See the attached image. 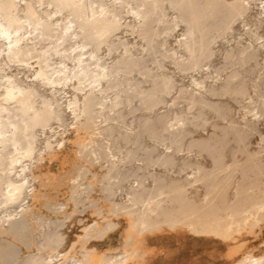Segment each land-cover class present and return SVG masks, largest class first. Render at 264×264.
<instances>
[{
  "label": "bare ground",
  "instance_id": "bare-ground-1",
  "mask_svg": "<svg viewBox=\"0 0 264 264\" xmlns=\"http://www.w3.org/2000/svg\"><path fill=\"white\" fill-rule=\"evenodd\" d=\"M109 1L0 0V264H149L150 239L172 231L232 246L230 264H264V252L244 250L240 240L264 228V0H141L128 12L139 20L131 33L146 40L147 53L137 60L124 44L112 63L100 51L106 45L111 55L115 33L132 27L120 18L132 2ZM166 6L178 15L164 32L181 25L184 33L162 58L200 74L191 118L158 113L175 80L143 66L159 48L154 29ZM249 17L245 33L229 39L234 21ZM221 41L233 43L217 66ZM32 59V78L12 70L35 67ZM134 72L144 79L133 80ZM211 112L219 120L214 131L196 137ZM69 117L71 134L57 130ZM145 135L153 145L145 147ZM54 162L59 173L49 169ZM98 164L105 172L92 170ZM156 165L165 173L152 171ZM89 210L94 218L77 219L82 229L70 241L68 222ZM118 231V249L96 246Z\"/></svg>",
  "mask_w": 264,
  "mask_h": 264
},
{
  "label": "rangeland",
  "instance_id": "rangeland-1",
  "mask_svg": "<svg viewBox=\"0 0 264 264\" xmlns=\"http://www.w3.org/2000/svg\"><path fill=\"white\" fill-rule=\"evenodd\" d=\"M101 2L105 6H107L108 4L109 5L111 4L110 3L111 1H109V0H101ZM131 2L132 3L130 4V6L128 4L123 9L120 18H121L122 23L131 24L132 27L129 25V27H131V28H129V29L126 28V30L124 28L120 32L115 33L116 35H114L112 38V40L115 43L113 46L114 51L112 52L111 55L109 54L110 52L107 51L108 47L106 45H103L102 50L100 51V54L103 55V60L108 61V63H112L114 60L117 59V57H119L120 53L123 51L124 44L128 45V47L131 50L129 54L132 53L137 60H141L143 58V56L147 53V51L145 50L146 48L143 49V46L144 47L147 46L146 40L143 41V38L141 36L139 37L138 33H134V34L131 33L132 30L135 29L133 26L137 25V22H139V20H136L135 18H133V15L128 12V10L130 9V7L132 5L134 7H138V5H140V3H141V0L140 1L139 0H131ZM136 3H138V4H136ZM52 5H54V4L49 5V7H50L49 9H53L52 11H55V9H54L55 6H52ZM140 8H143V7H140ZM169 8H171V7L166 6L164 12L162 13V16H163V14L164 15L168 14L166 16H163V22L160 23L162 25H160L157 22H154V25H155V23H157L160 26L157 28L156 26H158V25L156 24L154 30H156V31L158 30V31H160V33L157 31L159 34L158 33L156 34L155 33L156 31L155 32L153 31V34L155 33L154 35L158 36V37H156V40H154L155 36L152 35L153 40L156 43V44L155 43H153V44H154V46H156V48L159 47L158 49L160 51L158 49H156L157 53H155V56H152L150 58L147 57L146 59H144L143 66L147 67L146 69L151 70L152 73H157V72L163 71L168 76H170L173 80H175V81H173V82H175V84H174L175 88H173V90L171 91V94L166 95V101L162 104H159V106H157L156 110H158V113H165V112L169 111V112H171L172 118H174V116L177 112H183V113L185 112L184 117L191 118L193 114L191 113V110H190V98L193 95V93L195 92V86L192 85L193 78L196 76L199 77L200 74H199V70H193L192 71L191 69H187L188 70V71L186 70L187 72L186 71L181 72L177 68V66L174 63H172L171 58H167V59L162 58V55L164 53H171L172 52V49L177 46L176 40L178 39V37L181 36L182 33H184V31L182 30L183 26H181V25L175 26L173 28V30H170L168 32H164V27L166 24L165 21L170 20V19H175L178 15L177 12L172 10V8H171V10H169ZM255 12H256V9L253 11V14H255ZM58 15L61 16L60 14H58ZM250 19H251V17L245 18V19L243 18V20L242 19L236 20L237 22L234 21V23H233L234 29L231 30L234 33L232 35H228V38L232 39L233 36L238 37L239 34H241V33L244 34L245 30H244L242 23L243 22L245 23L246 21L248 22ZM151 26L154 27L153 24ZM161 26H162V28H161ZM160 28L163 29V31L159 30ZM136 29H137V27H136ZM259 33H260V35H264V27H262L259 30ZM146 37H148V35H146ZM71 40L66 44V46L69 49V52L72 51L71 46L73 44H75L77 38H75V36H73ZM231 43H233V41L230 43L227 41H221L220 43L217 44V46H216L217 47V58L214 61L215 65L218 66V64H219V66H223V64H224L223 54L227 50V48H229ZM48 45L53 46L50 43V41H49ZM219 47H220V49H219ZM157 50L159 51V53ZM175 57L178 58L179 60L183 61L185 64L189 62L187 56H183L182 53L177 54ZM158 60H161V61L164 60V62H163L164 68L163 67L159 68L156 65ZM35 61H36V59L31 60L32 64L33 63L35 64V67H33V68L31 67V69H29L30 68L29 66L25 67V68L20 67L21 68L20 69V68H18L17 65H12V70L14 72L21 71L20 76L24 77L25 79L26 78L30 79L33 77V72H34V69L36 68V65H37ZM67 61L70 65H73L76 62L74 60H68V59H67ZM154 62H156V63H154ZM207 63L208 62H203L202 63L203 66L201 64V67L203 69L207 68V65H206ZM17 68H18V70H17ZM229 71H230V68H229ZM27 72H29V73H27ZM132 76H133V80H135V81L144 79V77L141 74H139L138 72H134ZM134 77H135V79H134ZM142 85L144 86L143 87L144 89L146 87L148 89H150V87H151L150 86L151 83L147 82V81L143 82ZM147 88L145 90H147ZM41 90L43 91L44 88H41ZM181 90H184L183 94H181ZM70 91L72 92V89H70ZM223 100H228V99L223 98ZM229 101L232 105H234L235 108H238V109L240 108L241 112H244V109L242 108V106H240L239 104H237L233 100H229ZM137 104H139V103H137ZM141 114L146 115V116L150 115V113H148V112H142V111L137 112V116L141 115ZM153 115L155 116L154 113H152V116ZM211 116H214V114L212 112L208 114V119L210 122L206 125V130L201 129V130L195 132L194 135L196 137H201L202 135L207 136L208 134H210L211 132L214 131V124L219 122V120L216 118V116H214V117H211ZM132 118H133L132 115H128V121H132ZM136 118H137L136 120L138 121V117H136ZM172 120L170 123L174 124L175 121H172ZM170 123L168 124L169 126L171 125ZM70 124H71V126H70ZM72 124H73V119L69 117L66 121L65 127H58V124L57 125L54 124V126L57 128V130H61V131L66 130L67 134H71L72 126H73ZM260 129H261V131L264 132V123H262L260 125ZM143 140L145 141V142L143 141L145 147H148L147 145H150V144L153 145V142L147 137V135L144 136ZM258 140H260V137L258 135H256L253 138V145H252L253 149L256 148V142ZM206 157H207V155H206ZM56 164H57V162H54L49 167V169L51 171L53 170L52 171L53 173H59L60 172V169H58L59 164H57V166H56ZM101 164H106V162L104 160H102ZM101 164L96 165L95 167L92 168V170H94V172L98 171V173H100V174L105 172V170H106L105 168L99 167V166H101ZM158 168H159V166L156 165L155 167L152 168V171L153 170L156 172L160 171L159 173L162 172V174L165 173V170L163 168H161V167H160V169H158ZM172 175L174 177H181V176H185V173L179 174L176 171V172L172 173ZM89 176H91V174H89ZM62 189H63L62 192L68 190L66 187H63ZM97 194L99 196L100 193H97ZM61 197L63 198V195H61ZM81 208H83V207H81ZM44 212L47 215L52 214L46 210ZM90 212H91L90 210L87 212L86 211L85 212H79L71 221L68 222L67 227L65 228V231H67V233L69 234L70 241H73L74 239H76V234L81 232L82 223L79 221L80 218L85 219L86 222H89L94 218ZM77 219H79V220H77ZM179 232H181V233H179ZM183 232L184 231H172V232H167L163 236H159V235H158V237L153 236L149 242V247L153 251V254H152V257L150 259L149 264H198V263L199 264H230L228 259H227V253H228L230 247H232V246H230V245H228L222 241L212 239L210 237L197 238V237H194L192 234H189L188 232H184V233ZM187 233H188V235H187ZM120 234H121V231L113 233L107 240L96 243V246L100 250H104V249L105 250H108V249L113 250L115 248L118 249L121 245ZM263 234H264V228L262 229L261 232H260V229H258L255 233H252V234L247 233V234H244L243 236H241L240 240H243L245 242L243 249L244 250H247V249L250 250L251 249L254 253L257 252L256 254H258V253L260 254L261 253L260 251H262V253H263L264 252V249H263L264 248V246H263L264 245L263 244L264 235ZM166 236H168V237H166ZM184 236H186V237L184 238ZM108 240H110V241H108ZM245 240H247V241H245ZM164 242H165V244H164ZM260 242L262 244H260ZM159 244L161 247L159 246ZM163 244L166 245L167 248ZM247 245H248V247H247ZM112 247H113V249H111ZM219 252H220V254H219ZM153 258H154V260H153Z\"/></svg>",
  "mask_w": 264,
  "mask_h": 264
}]
</instances>
